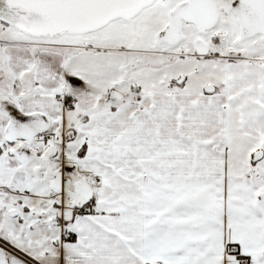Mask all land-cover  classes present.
Segmentation results:
<instances>
[{"label": "snow or ice", "instance_id": "6c2138e0", "mask_svg": "<svg viewBox=\"0 0 264 264\" xmlns=\"http://www.w3.org/2000/svg\"><path fill=\"white\" fill-rule=\"evenodd\" d=\"M0 264H264V0H0Z\"/></svg>", "mask_w": 264, "mask_h": 264}]
</instances>
